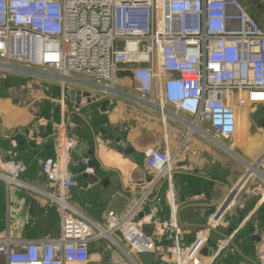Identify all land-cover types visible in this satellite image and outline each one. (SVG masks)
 Returning <instances> with one entry per match:
<instances>
[{
	"label": "built area",
	"instance_id": "2783aa9c",
	"mask_svg": "<svg viewBox=\"0 0 264 264\" xmlns=\"http://www.w3.org/2000/svg\"><path fill=\"white\" fill-rule=\"evenodd\" d=\"M242 1L0 0V67L51 70L62 81L83 77L109 91L118 70H128L138 98L159 112L163 124L172 118L188 126V134L215 142L239 137L236 144L241 145L247 129L238 128L239 116L247 122V107L264 101V23L256 21ZM255 1L264 6V0ZM142 73L147 83H142ZM74 145L61 127L53 156L41 164L50 185L47 194L60 206L58 235L32 240L13 239L8 232L0 235L3 264H89L90 242L106 236L103 231L108 237L121 233L133 264L141 263L131 256L143 251L154 254V264L163 255L173 264H227L240 227L221 230L239 188L222 198L194 239L184 244L173 178L175 153L166 146L149 147L145 166L150 186L136 204L144 205L152 186L162 180L168 215L160 217L155 204L140 221L107 210L104 225L93 227L65 193L77 187L69 161ZM90 162L83 156L74 165L85 176L91 173ZM23 170L20 161L0 160V178L7 185H23ZM144 223H153L150 233L142 230ZM152 234L170 245L160 249ZM259 246L256 261L264 264ZM204 247L211 255L201 254Z\"/></svg>",
	"mask_w": 264,
	"mask_h": 264
},
{
	"label": "crops",
	"instance_id": "0c3cea01",
	"mask_svg": "<svg viewBox=\"0 0 264 264\" xmlns=\"http://www.w3.org/2000/svg\"><path fill=\"white\" fill-rule=\"evenodd\" d=\"M16 71L22 76L15 78L16 81L12 79L0 93V160L10 157L23 164L20 175L23 185H7L0 178V235L8 232L17 240L58 235L60 206L51 202L47 194L50 185L43 179L41 164L53 156L55 137L61 127L75 141L69 161L77 187L66 189L65 193L69 195L70 205L93 227L104 225L107 210L140 221L151 213L155 204L160 207L158 215L167 216L166 186L162 180L152 186L144 205L138 206L136 202L150 186L146 150L166 146L174 152L173 178L178 209L181 208L184 244L194 239L226 195L227 187L233 189L241 180L247 172V162L254 163L264 153V147L257 152L249 145L253 111L264 101L247 107L245 143L227 146L222 145V140L215 142L198 133L188 134V126L172 118L163 124L159 112L138 98L133 81L122 69L118 70L111 91L83 77L62 81L51 70ZM126 155H132L135 160ZM83 156L96 162L91 173L97 180L87 186L81 167L74 165ZM259 167L264 171V156L257 166H252L237 189L231 214L221 230L228 233L240 227V240L235 238L234 242L255 261L259 242L260 249H264V196L258 192L250 198H241L239 193L251 174L262 175ZM54 190L61 193L58 187ZM102 234L106 236L90 242L89 264L114 261L133 264L124 252L127 243L121 233L111 237L107 232ZM152 238L160 249L170 245L165 238L157 239L154 234ZM232 254L237 255L236 264H252L235 251ZM131 258L137 261L135 256ZM155 264H173V261L163 255L156 257Z\"/></svg>",
	"mask_w": 264,
	"mask_h": 264
},
{
	"label": "rangeland",
	"instance_id": "374dc122",
	"mask_svg": "<svg viewBox=\"0 0 264 264\" xmlns=\"http://www.w3.org/2000/svg\"><path fill=\"white\" fill-rule=\"evenodd\" d=\"M245 1L251 2L252 3L251 6L257 12L260 11L261 8H259L260 6H256L255 5L256 4L255 0H245ZM245 1H242L243 6L247 10H250V8L247 5L244 4ZM253 3H255V4H253ZM260 14L264 18V12H261ZM16 70H20L22 72L24 69H23V67L18 66V65H17V67L12 68L11 70H6L4 68L2 69L0 67V93H3V89H6L9 86V84L13 81L12 79H14L16 81L15 78H18V77L22 76V73H20V72H18ZM24 72H26V71L24 70ZM23 77L25 78V76H23ZM115 77L118 78L117 75ZM116 84H117V82H116ZM34 87H35V85H33L32 88H34ZM31 94H33V92H31ZM239 119L240 120L238 121V128H242V129L246 128L247 124H246V122H244L242 120L243 119L242 114L239 116ZM263 122H264V104L256 106L255 111H253V127L251 129V136H250L251 139H250V144L249 145H251V147L255 148V150L257 152H259L261 150V148L264 147V127L262 126ZM202 126L204 127V124H202ZM242 132H244V131H242ZM238 138L235 139V140H231V141L222 140L223 141L222 145H227V146L228 145H236L237 142L239 144L240 142H239ZM259 169H261V168L259 167ZM257 193H258L259 196L262 193H264V179L260 175L251 174V177L247 181L246 186L240 191L239 197H241V198H246V197L250 198L253 194H257ZM230 214L231 213L229 212V215ZM237 239L240 240V235H239L238 232H237V236H236V240ZM114 262L115 263H113V264H117L116 261H114ZM0 264H2L1 258H0Z\"/></svg>",
	"mask_w": 264,
	"mask_h": 264
},
{
	"label": "water",
	"instance_id": "95a60500",
	"mask_svg": "<svg viewBox=\"0 0 264 264\" xmlns=\"http://www.w3.org/2000/svg\"><path fill=\"white\" fill-rule=\"evenodd\" d=\"M123 74L125 75H129L130 74V71H122ZM81 94V91H76V97L79 99L80 98V95ZM264 156V153L253 163V162H247V172L242 176L241 180L237 183V185H235L233 187V189H229V187H227V193L226 194H231L233 193V191H235L237 188L240 187V185L242 184V182L244 181V178L245 176H247L249 170L251 169V165L253 166H257V163L259 160H261V158ZM126 157L132 161H134V157L132 155H126ZM10 158V157H9ZM8 158V159H9ZM96 165V162L95 161H91L90 164H89V167H93ZM250 167V168H249ZM258 168V167H257ZM260 170V169H259ZM263 172V171H262ZM264 174V172H263ZM85 177L87 178V182H86V185L87 184H91L93 183L94 181L97 180L96 176L93 174V173H88V174H85ZM225 196V195H224ZM222 200V199H221ZM220 202V201H219ZM188 206V205H187ZM185 206V207H187ZM181 208L178 209V220H179V223L182 225V222L180 220V216H179V212H180ZM204 226V225H202ZM142 230L144 232H147V230H150L152 231L153 230V223H144L142 225ZM216 233H219L220 235H222L223 237L225 236V234H222L220 231L218 230H214ZM232 247L234 249V251L241 257H243L244 259H246L247 261H249L250 263L252 264H258L257 261H255L254 259L246 256L238 247L237 245L235 244V242L233 241L232 242ZM212 253V250L211 249H207L206 247H204L202 250H201V254L202 255H211ZM136 259L141 263V264H154V254L152 252H149V251H143V252H138L136 254Z\"/></svg>",
	"mask_w": 264,
	"mask_h": 264
},
{
	"label": "trees",
	"instance_id": "16d2710c",
	"mask_svg": "<svg viewBox=\"0 0 264 264\" xmlns=\"http://www.w3.org/2000/svg\"><path fill=\"white\" fill-rule=\"evenodd\" d=\"M245 1V0H244ZM244 3V2H243ZM245 5H247L249 8H250V12H251V14H252V16L256 19V21H258L260 24H263L264 23V18H263V16L260 14L261 12H264V6H262L261 4H255V3H253V4H255L256 6H260L259 8H261L260 9V11L259 12H257L252 6H251V2H249V1H245V3H244ZM232 255H234V254H230V255H228L227 256V264H236L237 263V260H236V256H232Z\"/></svg>",
	"mask_w": 264,
	"mask_h": 264
},
{
	"label": "bare ground",
	"instance_id": "6f19581e",
	"mask_svg": "<svg viewBox=\"0 0 264 264\" xmlns=\"http://www.w3.org/2000/svg\"><path fill=\"white\" fill-rule=\"evenodd\" d=\"M141 81H142V83H147V81H146V74H145V73H142V74H141ZM258 99H260V98H258ZM252 166H253V165H251L250 167L252 168ZM254 170H255V169H254ZM260 174H262V175H260V176H262V178H263V177H264V176H263V173H260ZM246 178H247V177L245 176L244 180H245ZM243 182H244V181H243ZM243 182H242V183H243ZM241 186H242V184L240 185V187H241ZM240 187H239V188H240ZM233 192H235V191H233ZM103 232H104V231H103ZM103 232H102V233H103ZM104 233H106V232H104ZM107 233H108V232H107Z\"/></svg>",
	"mask_w": 264,
	"mask_h": 264
},
{
	"label": "flooded vegetation",
	"instance_id": "af4514ba",
	"mask_svg": "<svg viewBox=\"0 0 264 264\" xmlns=\"http://www.w3.org/2000/svg\"><path fill=\"white\" fill-rule=\"evenodd\" d=\"M262 126L264 127V122L262 123Z\"/></svg>",
	"mask_w": 264,
	"mask_h": 264
}]
</instances>
